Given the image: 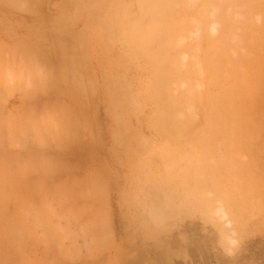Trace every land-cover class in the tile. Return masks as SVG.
Returning <instances> with one entry per match:
<instances>
[{"label": "rangeland", "instance_id": "374dc122", "mask_svg": "<svg viewBox=\"0 0 264 264\" xmlns=\"http://www.w3.org/2000/svg\"><path fill=\"white\" fill-rule=\"evenodd\" d=\"M59 1L0 0V40L89 53L125 264H264V0ZM18 198L0 160V264H52Z\"/></svg>", "mask_w": 264, "mask_h": 264}, {"label": "crops", "instance_id": "0c3cea01", "mask_svg": "<svg viewBox=\"0 0 264 264\" xmlns=\"http://www.w3.org/2000/svg\"><path fill=\"white\" fill-rule=\"evenodd\" d=\"M72 1H59L60 11L73 10ZM3 38L0 160L7 185L19 187L20 202H52L44 261L125 264L113 209L117 163L107 156L113 147L90 98L89 53L7 28Z\"/></svg>", "mask_w": 264, "mask_h": 264}, {"label": "bare ground", "instance_id": "6f19581e", "mask_svg": "<svg viewBox=\"0 0 264 264\" xmlns=\"http://www.w3.org/2000/svg\"><path fill=\"white\" fill-rule=\"evenodd\" d=\"M224 234H225V233H224ZM224 236L226 237L227 235H223L222 238H223ZM225 237H224V238H225ZM227 238H228V236H227ZM228 239H229V238H228ZM230 239H231V238H230ZM223 240H227V239L225 238V239H223ZM222 243H223V245H224V244L227 243V241H226V243H225V241L222 242ZM228 244H229V243H228ZM231 244H232V242L229 244V246H232ZM233 244H234V243H233ZM226 245H227V244H226ZM234 245H235V244H234ZM234 245H233L231 248H234ZM224 247H225V248H228V249H226V251H227L226 253H228V254H232V253H233V249L230 250L229 247H227V246H224ZM225 248H224V249H225ZM233 254H234V253H233ZM229 256H231V255H229Z\"/></svg>", "mask_w": 264, "mask_h": 264}]
</instances>
